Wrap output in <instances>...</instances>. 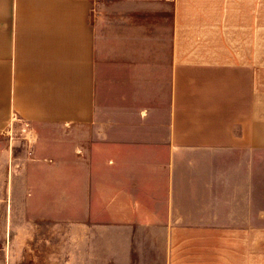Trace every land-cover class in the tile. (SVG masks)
Instances as JSON below:
<instances>
[{"label":"crops","instance_id":"1","mask_svg":"<svg viewBox=\"0 0 264 264\" xmlns=\"http://www.w3.org/2000/svg\"><path fill=\"white\" fill-rule=\"evenodd\" d=\"M3 141L35 264H264V0H0Z\"/></svg>","mask_w":264,"mask_h":264},{"label":"rangeland","instance_id":"2","mask_svg":"<svg viewBox=\"0 0 264 264\" xmlns=\"http://www.w3.org/2000/svg\"><path fill=\"white\" fill-rule=\"evenodd\" d=\"M0 144V264H35L36 258L30 259L28 226L23 220V210L9 207L11 198L12 174L14 161L20 154L19 145ZM38 264H47L51 258L41 251ZM34 260V261H33ZM33 262V263H32Z\"/></svg>","mask_w":264,"mask_h":264}]
</instances>
